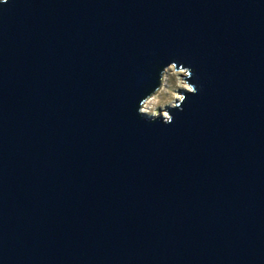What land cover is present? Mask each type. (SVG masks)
Wrapping results in <instances>:
<instances>
[{
    "label": "water",
    "instance_id": "water-1",
    "mask_svg": "<svg viewBox=\"0 0 264 264\" xmlns=\"http://www.w3.org/2000/svg\"><path fill=\"white\" fill-rule=\"evenodd\" d=\"M0 264H264V0L0 3Z\"/></svg>",
    "mask_w": 264,
    "mask_h": 264
},
{
    "label": "clouds",
    "instance_id": "clouds-1",
    "mask_svg": "<svg viewBox=\"0 0 264 264\" xmlns=\"http://www.w3.org/2000/svg\"><path fill=\"white\" fill-rule=\"evenodd\" d=\"M8 2L9 0H0L2 4ZM177 69V62L163 68L159 86L141 99L138 115L152 122L160 120L165 126H170L174 123L175 117L169 109L183 111L182 105L187 101V96L199 94V88L190 82L196 79L191 68L181 66L178 71Z\"/></svg>",
    "mask_w": 264,
    "mask_h": 264
},
{
    "label": "rangeland",
    "instance_id": "rangeland-1",
    "mask_svg": "<svg viewBox=\"0 0 264 264\" xmlns=\"http://www.w3.org/2000/svg\"><path fill=\"white\" fill-rule=\"evenodd\" d=\"M162 99H163V97H162Z\"/></svg>",
    "mask_w": 264,
    "mask_h": 264
}]
</instances>
